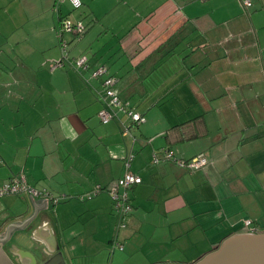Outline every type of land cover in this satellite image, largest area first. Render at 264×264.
I'll return each mask as SVG.
<instances>
[{"label":"crops","instance_id":"obj_1","mask_svg":"<svg viewBox=\"0 0 264 264\" xmlns=\"http://www.w3.org/2000/svg\"><path fill=\"white\" fill-rule=\"evenodd\" d=\"M80 2L0 0V185L23 176L58 198L1 196L0 212L10 215L0 220V238L43 200L22 227L35 243L65 242L66 264H195L235 234L264 232V0ZM62 18L86 26L77 37L63 34L65 53ZM80 56L88 70L68 63ZM63 58L64 67L50 69ZM98 66L144 122L119 111L100 121V79L90 77ZM166 148L208 162L195 170L155 162ZM129 155L141 182L117 230L107 187ZM10 236L0 253L29 264L27 253L10 249Z\"/></svg>","mask_w":264,"mask_h":264},{"label":"built area","instance_id":"obj_2","mask_svg":"<svg viewBox=\"0 0 264 264\" xmlns=\"http://www.w3.org/2000/svg\"><path fill=\"white\" fill-rule=\"evenodd\" d=\"M64 0H56V2H62ZM74 8H78L81 5L80 0H69ZM245 5H250V0H244ZM86 26L80 21H72L68 18H62L59 22L58 38L59 46L63 53L67 50L68 42L64 38V33H72L75 37L80 35ZM66 59H60L51 64L50 69L61 68L65 66ZM68 63L78 72H82L89 69V62L85 56L72 58ZM90 77L94 79H100V94L103 100V107L98 111V117L101 122L106 123L110 119L116 117L117 112L125 114L129 120L134 124H140L145 121V117L140 112L136 111L135 108L129 104L128 101L120 98V96L114 90L115 79L108 74L107 69L104 66H98L90 71ZM128 132V127L124 126L123 133ZM131 155H129L124 162L125 172L118 178L114 183L107 187V191L112 201V207L116 215V229L125 226V220L133 210L131 203L130 190L133 186L141 182L140 176L134 174L128 170L129 161ZM174 161L179 165L184 166L189 170H195L204 167L208 160L204 156H195L189 160H181L174 155V152L170 148L162 150L161 155L154 154V161ZM96 188L92 192L86 194V196H80V199L90 198L96 193ZM7 194H27L33 197H44L47 201L56 203L58 198L50 194L46 189H37L30 186L23 176H12L5 180L0 185V197ZM246 225L250 223L247 220ZM112 246L122 249V244L114 239Z\"/></svg>","mask_w":264,"mask_h":264},{"label":"water","instance_id":"obj_3","mask_svg":"<svg viewBox=\"0 0 264 264\" xmlns=\"http://www.w3.org/2000/svg\"><path fill=\"white\" fill-rule=\"evenodd\" d=\"M43 204L44 200L40 204L34 203L35 210L36 207ZM33 214L22 223H11L7 227L6 236L10 234L8 233L10 227L21 226L17 228L18 232L14 237L16 242L10 245V249H19L20 252L17 255L19 258L22 256L21 253H27L30 260L29 264H66L62 245L57 244L54 237L55 245L53 247L48 245V241L35 243L28 232L30 228L22 227ZM6 236L0 238V241L5 239ZM18 246H21V248ZM195 264H264V232L258 234H235L227 238L220 246L198 260Z\"/></svg>","mask_w":264,"mask_h":264},{"label":"rangeland","instance_id":"obj_4","mask_svg":"<svg viewBox=\"0 0 264 264\" xmlns=\"http://www.w3.org/2000/svg\"><path fill=\"white\" fill-rule=\"evenodd\" d=\"M12 195H21V194H12ZM1 200V199H0ZM10 214L8 213V212H0V220L1 219H7V217L9 216ZM6 230H7V228L6 229H4V233H7L6 232ZM17 232H18V230L17 229H14V228H10V231L8 232V233H10L9 235H11L10 236V239H9V243H11V244H13V243H15L16 242V239H14V237H15V235L17 234ZM68 238V240H69V243L71 244V243H73L74 245H75V247H76V249L77 250H80L81 248H82V251H87L88 249H86L87 247L85 246V245H78L77 243H75V242H77V241H75L74 242V240H70L69 239V237H67ZM8 242V241H7ZM7 244V243H6ZM10 244V245H11ZM6 245H4V247H2L3 249H6V247H5ZM71 246V245H70ZM89 248V247H88ZM66 245H65V242L62 244V250H63V252H65L66 250ZM1 254V253H0ZM12 257H13V255H12ZM108 261H107V258L104 260V261H102V262H96V261H94V262H92L91 260H87V259H79V261H77V264H83V263H85V264H106ZM126 264H141V263H143L144 262V260L143 259H136V258H131L130 260H126ZM0 264H8L7 263V261H6V259H5V256L4 255H1L0 256Z\"/></svg>","mask_w":264,"mask_h":264},{"label":"flooded vegetation","instance_id":"obj_5","mask_svg":"<svg viewBox=\"0 0 264 264\" xmlns=\"http://www.w3.org/2000/svg\"><path fill=\"white\" fill-rule=\"evenodd\" d=\"M2 254H0V256H1ZM8 263V262H7ZM9 264V263H8Z\"/></svg>","mask_w":264,"mask_h":264}]
</instances>
